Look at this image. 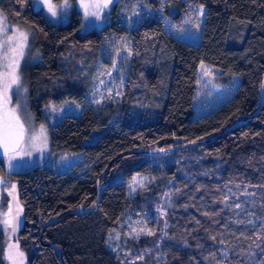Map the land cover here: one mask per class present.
I'll list each match as a JSON object with an SVG mask.
<instances>
[{"label": "trees", "instance_id": "1", "mask_svg": "<svg viewBox=\"0 0 264 264\" xmlns=\"http://www.w3.org/2000/svg\"><path fill=\"white\" fill-rule=\"evenodd\" d=\"M161 1L162 12L178 25L203 8L198 45L166 35L157 16L131 30L117 17L135 7L156 9ZM68 2L67 21L47 23L34 0H0L6 21L32 32L31 51L38 58L22 77L36 120L50 103L82 106L79 116L65 115L49 130V154L78 153L81 163L65 173L37 166L15 174L24 219L17 241L27 264H118L105 242L129 203L126 182L135 174L158 173L150 157L175 161L154 192L170 181L161 264H264V100L256 111L264 80V0H117L110 21L84 35L78 34L75 0ZM110 36L128 37L132 58L120 107L111 112L109 104L96 114L83 101ZM201 63L220 70L221 83L237 76L238 84L226 101L193 117ZM201 140L210 141L117 158L96 188L122 152ZM7 167L0 162V174L8 175ZM97 190L95 209L66 214L91 208Z\"/></svg>", "mask_w": 264, "mask_h": 264}, {"label": "rangeland", "instance_id": "2", "mask_svg": "<svg viewBox=\"0 0 264 264\" xmlns=\"http://www.w3.org/2000/svg\"><path fill=\"white\" fill-rule=\"evenodd\" d=\"M116 1L75 0L74 6L79 13L78 34L99 31L106 25L110 21ZM163 2L161 1L156 9L135 7L130 11L115 13L128 30L133 29L140 21L157 16L162 21L166 35L175 40L198 45L204 18L203 8H197L182 25H178L162 12ZM34 3L41 7L47 23L67 21L70 7L68 0H34ZM49 4L54 6L56 15L49 11ZM103 4H107V7H96ZM0 16L3 17L1 13ZM20 34H25L27 39H23ZM108 38L111 43H106L108 48H102L100 59L93 66L94 71L83 101V105L96 114L109 104H112L111 112L116 109V105L119 104L117 107H120L124 70L130 66L132 58L128 37ZM33 47L32 32L26 24L0 22V92L3 93L4 77L12 71L9 65L15 61L19 83L11 85L7 94L12 109H16L25 126L21 150L10 154L6 161L2 162L8 166V175L0 174V256L3 264H27L28 261L17 241L24 219L22 205L17 196L15 173L35 166L65 173L75 164L81 163L78 153L49 154V130L65 115L79 116L82 106L71 100L50 103L41 109L43 119L39 121L29 107L22 71L26 65L38 58L31 51ZM221 79L220 70L217 68L205 63L198 66L192 103L193 117L209 113L231 96L238 84V77L232 76L227 84L221 83ZM150 159L158 173L135 174L126 182L129 203L116 226L109 231L105 242L118 264H161V248L168 226L165 214L172 193L170 181L158 187L157 194L154 192L161 183V174L173 166L175 161L158 160L157 157ZM141 241L145 242V246L136 247L135 244Z\"/></svg>", "mask_w": 264, "mask_h": 264}, {"label": "snow or ice", "instance_id": "3", "mask_svg": "<svg viewBox=\"0 0 264 264\" xmlns=\"http://www.w3.org/2000/svg\"><path fill=\"white\" fill-rule=\"evenodd\" d=\"M96 7H107V4L96 5ZM48 8L53 15H56L52 4H49ZM3 21H6V17L0 16V22ZM20 35L23 39H27L25 34ZM9 67L12 68V71L4 77L3 93L2 98H0V108H3L2 114H0V147H3L5 152H17L21 150V144L24 141V127L16 114V109L4 107L9 103L8 89L11 85L19 83V77L15 71L16 62L13 61Z\"/></svg>", "mask_w": 264, "mask_h": 264}, {"label": "water", "instance_id": "4", "mask_svg": "<svg viewBox=\"0 0 264 264\" xmlns=\"http://www.w3.org/2000/svg\"><path fill=\"white\" fill-rule=\"evenodd\" d=\"M0 98H2V93L1 92H0ZM263 100H264V80L262 82V91H261V96H260V104H259V107H258V109L256 111H258L259 108H260V106L263 104ZM4 107H7L9 109H12L10 102L6 106H4ZM2 111H3V108H0V114H2ZM20 122L23 124V127H24V136H25V126H24V123L22 122L21 118H20ZM236 125H238V123ZM210 140H201V141L188 142V143L180 144V145H178V146H176L174 148H169V149H159V150H151V151L131 150V151H127V152H122V153L116 155L114 158H112L110 160V162L107 165V168L101 173L99 179L97 180L96 188H98V184H99L101 178L103 177V175L105 174V172L107 171V169L110 167L111 163L113 161H115L117 158L123 157L125 155H129V154L151 155V154L165 153L166 151H171V150L178 151L179 149H186V148H190V147H194V146H202V145L208 143ZM12 153H14V152H10V151L9 152H5L4 148L3 147H0V158L4 159L5 161L8 158V156L10 154H12ZM99 197H100V191L97 190V199H96V202L93 204V206L91 208H89L87 210H82V211H75V210H73V211L67 212L66 214L83 215V214H86V213L90 212L91 210L95 209V207L97 206V204L99 202ZM64 215L65 214H62L59 217H57L56 219L45 223L42 226V229H44L45 227H47V226L55 223L58 219H60ZM53 248L56 249V250H58V248L56 246H53ZM58 256H59V259H61V252L59 250H58ZM62 264H63V262H62Z\"/></svg>", "mask_w": 264, "mask_h": 264}, {"label": "flooded vegetation", "instance_id": "5", "mask_svg": "<svg viewBox=\"0 0 264 264\" xmlns=\"http://www.w3.org/2000/svg\"><path fill=\"white\" fill-rule=\"evenodd\" d=\"M3 161H5L4 159H2V158H0V162H3ZM6 164V163H5ZM7 166V165H6ZM35 167H37V166H35ZM34 168V167H33ZM21 172H23V171H21ZM18 173V172H17ZM16 174V173H15Z\"/></svg>", "mask_w": 264, "mask_h": 264}, {"label": "crops", "instance_id": "6", "mask_svg": "<svg viewBox=\"0 0 264 264\" xmlns=\"http://www.w3.org/2000/svg\"><path fill=\"white\" fill-rule=\"evenodd\" d=\"M200 65V64H199ZM199 117V116H198Z\"/></svg>", "mask_w": 264, "mask_h": 264}]
</instances>
